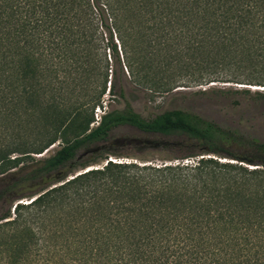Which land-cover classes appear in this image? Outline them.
I'll return each mask as SVG.
<instances>
[{
	"label": "trees",
	"instance_id": "obj_1",
	"mask_svg": "<svg viewBox=\"0 0 264 264\" xmlns=\"http://www.w3.org/2000/svg\"><path fill=\"white\" fill-rule=\"evenodd\" d=\"M212 83L264 85V0H0V264H264V143L156 112Z\"/></svg>",
	"mask_w": 264,
	"mask_h": 264
},
{
	"label": "rangeland",
	"instance_id": "obj_2",
	"mask_svg": "<svg viewBox=\"0 0 264 264\" xmlns=\"http://www.w3.org/2000/svg\"><path fill=\"white\" fill-rule=\"evenodd\" d=\"M221 81H231L221 75ZM246 82V81H242ZM198 86L191 89L180 88L173 94L155 98L157 104L162 107L156 112L171 109H182L195 113L204 119L212 121L224 129H229L240 133L241 135L255 139L264 143V95L259 97L257 93L264 94V85L253 86L236 83H217ZM218 88H225L231 92L221 94ZM205 92H201L205 90ZM240 90H247L249 93H237ZM128 97L136 100L134 103L135 110L146 116L150 111L145 108L144 97L142 94H132ZM103 108L95 109L96 119L103 114V111L116 108H122L121 100L118 97L106 95L103 98ZM142 136L137 131L128 127H119L111 133L112 139H129ZM57 146H51L44 156L52 154ZM42 154V155H43ZM170 155L168 151L152 152L145 156L153 162H158ZM39 157V155L37 156Z\"/></svg>",
	"mask_w": 264,
	"mask_h": 264
}]
</instances>
